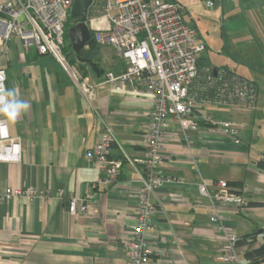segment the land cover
Wrapping results in <instances>:
<instances>
[{
  "label": "crops",
  "instance_id": "crops-1",
  "mask_svg": "<svg viewBox=\"0 0 264 264\" xmlns=\"http://www.w3.org/2000/svg\"><path fill=\"white\" fill-rule=\"evenodd\" d=\"M177 1L184 5L185 21L206 44L204 52L217 39L213 32L226 40L228 50L233 45L234 58L218 69L235 71L255 82L258 96L252 110L200 107L243 122L239 143L208 133L201 121L198 129L182 131L175 119H168L166 158L159 171L183 182H165L156 189L158 232L150 237L158 243L149 264H264V252L256 253L264 246V0H206L208 7H215L211 16L192 15L190 21L186 14L197 0ZM210 24L213 28L208 30ZM200 26L205 27V35ZM10 46L11 59L1 62L7 89L14 88L29 108L15 121L0 115L11 136L22 144L20 161L0 160V264H126L127 243L139 212L135 191L143 164L138 160L146 157L143 131L154 107L152 95L132 89L116 91L103 84L92 105L59 63L56 68L26 66L29 57L21 42L13 40ZM239 59L248 66L243 68ZM102 67L105 71L89 74L97 83L106 71L118 72L123 66L119 62ZM102 120L113 126L120 143L113 148L114 156L121 159L120 174L111 185L101 181V171L86 156V150L99 141ZM220 179L248 201L242 209L219 211L226 230L240 237L238 262L218 258L225 239L210 221V199L194 203L201 180L215 193ZM8 188H33L38 193L8 199L3 197ZM72 197L82 198L88 210L73 216Z\"/></svg>",
  "mask_w": 264,
  "mask_h": 264
},
{
  "label": "built area",
  "instance_id": "built-area-1",
  "mask_svg": "<svg viewBox=\"0 0 264 264\" xmlns=\"http://www.w3.org/2000/svg\"><path fill=\"white\" fill-rule=\"evenodd\" d=\"M73 1L4 0L0 3V89H7V72L1 62L11 59V42L18 39L24 53L35 47L40 54H52L92 105L97 100L98 86L103 84H109L116 91L132 89L152 95L154 107L143 131L146 157L138 160L143 164L135 191L139 212L134 235L127 243L126 263L149 264L158 243L150 237L151 233L158 232L154 221L158 209L156 189L165 182H183L159 171L166 158L164 128L168 119H175L182 131L198 129L201 121L208 133L224 135L239 143L243 122L202 111L200 107L215 105L217 109L252 110L256 106L258 87L235 71L218 69L215 73L214 67L199 66L206 44L197 29L185 21L184 5L177 0H92L88 26L100 45L113 46L123 66L118 72L106 71L104 79L97 83L91 76L83 75L77 64L70 63L69 53L65 51ZM211 88L213 96L209 93ZM101 126L99 141L86 150V156L101 171V181L111 185L120 174L121 159L113 155L114 146L120 143L112 125L102 120ZM21 153V142L11 136L6 119L1 118L0 160L20 161ZM217 185L218 190L212 193L201 180L194 203H200L203 197L210 199V221L223 231L225 239L218 258L238 262L240 237L226 230L219 211L223 207L242 209L248 201L243 194L231 191L226 180L220 179ZM24 193L35 196L38 191L8 188L3 197L9 199ZM69 210L77 217L88 207L82 198L72 197Z\"/></svg>",
  "mask_w": 264,
  "mask_h": 264
},
{
  "label": "rangeland",
  "instance_id": "rangeland-1",
  "mask_svg": "<svg viewBox=\"0 0 264 264\" xmlns=\"http://www.w3.org/2000/svg\"><path fill=\"white\" fill-rule=\"evenodd\" d=\"M182 2H185V1H182ZM197 2H198L197 5L192 4L190 6V9L188 10L189 13L186 14V19L188 21L192 20L191 17L193 18V16H197V15L210 17L212 11L215 10V7L214 8H213V6L208 7L206 5V0H197ZM70 16L71 17H70L69 23L67 25L68 29L70 26L77 23V19L74 18V16H72V15H70ZM209 26H210V28L208 30H211V28H213V25L210 24ZM200 29L203 31V33L205 35L206 34L205 27L200 26ZM212 36L217 38V39H216L215 43H213L214 45H211L210 46L211 48L207 52L203 53V57L200 59V65L202 67H209V66H214L217 68L223 67V65L228 62V59L235 55L234 51L232 50V49H234V47L230 43V47L228 50L226 48V44L224 45V42L226 41L225 39L219 38V36L217 35L216 32H213ZM202 41H203V39H202ZM222 46H224L223 49H221ZM242 50H244V49H242ZM65 51H67L69 53V59L71 61L70 63L77 64V62L72 57L74 55V53H73V46H72L70 37H69V39L66 40ZM36 53L37 52H36L35 47H31L28 51H26V55H28V57H29L28 62L26 63L27 64L26 66H29V64L30 65L31 64H34V65L35 64H39V65L40 64H49L50 65L49 68H52V67L56 68V66H57L56 64H58V62H56V60L54 59L52 54L47 53L45 55H41V54L38 55ZM260 58H261V56H260ZM99 61H100L101 66L104 65L106 67L111 68L110 67L111 64L119 63L122 61V59L116 54V51L112 45L106 44V45H103L101 48ZM239 61L241 62V65H244L243 68H246L248 66V63L242 62L240 59H239ZM58 65L60 66V64H58ZM79 69L81 70V72H83V70L80 68V66H79ZM245 71H248V69ZM82 74L85 76L89 75V74H85L84 72Z\"/></svg>",
  "mask_w": 264,
  "mask_h": 264
},
{
  "label": "water",
  "instance_id": "water-1",
  "mask_svg": "<svg viewBox=\"0 0 264 264\" xmlns=\"http://www.w3.org/2000/svg\"><path fill=\"white\" fill-rule=\"evenodd\" d=\"M92 0H74L71 10V15L77 19V23L70 26L69 36L73 46V50L76 53H80L81 50L87 46L91 38V30L88 26V14ZM218 68H215V73ZM210 95H214V89L211 88L209 91Z\"/></svg>",
  "mask_w": 264,
  "mask_h": 264
},
{
  "label": "trees",
  "instance_id": "trees-1",
  "mask_svg": "<svg viewBox=\"0 0 264 264\" xmlns=\"http://www.w3.org/2000/svg\"><path fill=\"white\" fill-rule=\"evenodd\" d=\"M70 17H69V20H70ZM66 36L67 38L70 37L68 33ZM101 46L102 45H100L96 41L94 37V33L91 32V38L87 46L84 47L80 53H76L73 50L74 55L72 57L74 58V60L77 62V64L80 66V68L83 70L85 74H92L94 70H101L102 72L105 71L104 67L100 65V61H99V56L101 53ZM252 237H255V236H252ZM262 252H264V246L256 251V253H262Z\"/></svg>",
  "mask_w": 264,
  "mask_h": 264
},
{
  "label": "clouds",
  "instance_id": "clouds-1",
  "mask_svg": "<svg viewBox=\"0 0 264 264\" xmlns=\"http://www.w3.org/2000/svg\"><path fill=\"white\" fill-rule=\"evenodd\" d=\"M28 108V102L20 99L14 88L0 89V115L15 121Z\"/></svg>",
  "mask_w": 264,
  "mask_h": 264
}]
</instances>
